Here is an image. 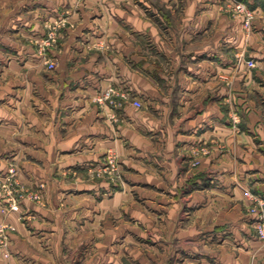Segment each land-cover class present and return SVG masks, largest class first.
<instances>
[{
  "label": "crops",
  "instance_id": "0c3cea01",
  "mask_svg": "<svg viewBox=\"0 0 264 264\" xmlns=\"http://www.w3.org/2000/svg\"><path fill=\"white\" fill-rule=\"evenodd\" d=\"M235 1L0 4V58L21 59L0 60V122L44 199L0 205L16 226L0 264H264L248 212L264 197V0H243L250 29ZM61 20L49 69L39 43ZM109 86L120 105L96 100ZM107 151L124 184L91 175Z\"/></svg>",
  "mask_w": 264,
  "mask_h": 264
},
{
  "label": "rangeland",
  "instance_id": "374dc122",
  "mask_svg": "<svg viewBox=\"0 0 264 264\" xmlns=\"http://www.w3.org/2000/svg\"><path fill=\"white\" fill-rule=\"evenodd\" d=\"M12 1L13 0H0V4L5 3V2H7V3L11 2V4H12V3H14ZM238 1L245 3L246 6L250 10L253 11V9L243 0H236L234 6H236ZM234 6L230 10L231 15L235 16V15L241 14L242 17L245 19L243 13L236 12L234 10ZM253 14H254V11H253ZM51 24H54V23H51ZM51 24H49V25H51ZM49 25H48V28H49ZM48 32H49V30H48ZM48 32H47V36H48ZM9 36H10L9 40L14 42V39L12 38L13 36L12 35H9ZM47 36L45 37V40L43 39L44 42L39 43V50H40V53H41L44 61L46 59L45 57L51 58L46 52V47H48V45H45ZM7 49H9V48H7ZM0 50L1 51L3 50L4 52L6 51V49H3V48ZM8 52H10V51H8ZM9 56H10V54L6 55V58H3V59L0 58V60H2V61H10V60H18L19 61V60H21L20 58H17V59L15 57L10 58ZM247 60H246V62H247ZM54 62L56 65L57 64L56 61H54ZM250 67H253V66H250ZM55 68H56V66H55ZM134 99H138V98L135 96ZM140 101H141V99H140ZM141 102H142V105L140 107H143L144 103H143V101H141ZM8 104H9V106H6L7 109L14 111L13 109L15 108L14 106H15L16 102H12V103H8ZM1 105L4 106V104H1ZM11 120H12L11 123L0 122L1 124L8 126L7 139L5 141L2 139L4 142H1V145H0L1 146L0 147V205H1L2 211L4 213H8L10 210L18 207L22 203L24 198H26V197H30L31 199H33L39 203L44 202V199H43L42 193H41L43 186L35 188L32 186H28L25 183H23L22 181H20V171L22 169L21 157H24V156H21L20 151L16 150L17 144H16L15 139H14L15 136L12 135V133H14V130H13V128H11V127H13V125H15V119L12 118ZM8 121H10V120L8 119ZM0 137L2 138L4 136L1 135ZM4 146H5V148H4ZM207 151H208V149L205 146H200L199 149L195 151V155L192 159V166L193 167H198L200 165L202 154L206 153ZM195 161H197L198 163H196ZM88 173L90 174L91 172H88ZM91 175H94L98 178L106 179L107 181H109L113 184H118V185L124 184V168H123L118 156L115 153H113L112 151H107L105 153L102 162L98 165V168L94 170L93 174L91 173ZM251 205L248 208V212L251 213L252 215H254L250 211ZM14 231H16V226L13 225L12 223H9L5 220L0 222V254H3L5 256H9L10 253L8 250V245L11 242V234Z\"/></svg>",
  "mask_w": 264,
  "mask_h": 264
},
{
  "label": "built area",
  "instance_id": "2783aa9c",
  "mask_svg": "<svg viewBox=\"0 0 264 264\" xmlns=\"http://www.w3.org/2000/svg\"><path fill=\"white\" fill-rule=\"evenodd\" d=\"M234 10L236 12L243 13L245 17L244 19L245 26L246 28L250 29L252 26L253 19H254L253 11L250 10L246 6V4L241 1L237 2L236 6H234ZM65 25H66V21L64 20H61L59 22L49 25V32L46 38L45 45L52 46L54 43H56L58 40L60 29ZM45 58H46L45 62L47 66L50 69H54L56 66L55 62L49 57H45ZM247 63L250 66H255L256 64L254 59H248ZM117 95H121L118 89L114 86H109L106 89L101 90L98 93L96 100L100 104L118 106L122 102L117 99ZM124 97L128 98L129 95L124 94ZM133 103L139 107L142 105V102L140 101V99H134ZM195 162L198 163L197 161ZM250 211L254 214V227L256 230V234L260 239L264 240V197L263 196H257V195L252 196V205L250 207Z\"/></svg>",
  "mask_w": 264,
  "mask_h": 264
}]
</instances>
